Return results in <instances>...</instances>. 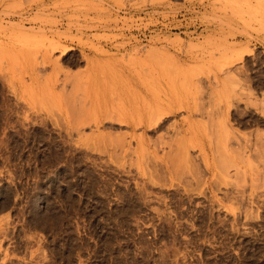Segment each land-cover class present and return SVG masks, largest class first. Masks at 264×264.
<instances>
[{
	"label": "rangeland",
	"instance_id": "374dc122",
	"mask_svg": "<svg viewBox=\"0 0 264 264\" xmlns=\"http://www.w3.org/2000/svg\"><path fill=\"white\" fill-rule=\"evenodd\" d=\"M0 264H264V0H0Z\"/></svg>",
	"mask_w": 264,
	"mask_h": 264
},
{
	"label": "bare ground",
	"instance_id": "6f19581e",
	"mask_svg": "<svg viewBox=\"0 0 264 264\" xmlns=\"http://www.w3.org/2000/svg\"><path fill=\"white\" fill-rule=\"evenodd\" d=\"M193 43V42H192ZM194 45V44H193ZM62 48H64V47H62ZM65 49V48H64ZM63 51V50H62ZM229 65V64H228ZM227 68H229V67H227ZM232 71V70H231ZM230 72V71H229ZM154 109V108H153ZM151 112H152V114H153V116H152V114L150 115V114H147L146 116H147V119H152L153 120V117L155 118L157 115H154L155 113L153 112V110L151 109ZM158 116H160L159 114H158ZM158 119V118H157ZM154 122V121H153Z\"/></svg>",
	"mask_w": 264,
	"mask_h": 264
}]
</instances>
